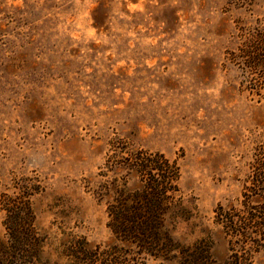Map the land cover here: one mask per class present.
<instances>
[{"label": "rangeland", "instance_id": "1", "mask_svg": "<svg viewBox=\"0 0 264 264\" xmlns=\"http://www.w3.org/2000/svg\"><path fill=\"white\" fill-rule=\"evenodd\" d=\"M256 27L264 0H0V197L26 188L54 248L67 233L106 242L93 189L112 143L160 151L197 207L175 236L225 259L214 210L241 197L264 139V93L228 52Z\"/></svg>", "mask_w": 264, "mask_h": 264}, {"label": "trees", "instance_id": "2", "mask_svg": "<svg viewBox=\"0 0 264 264\" xmlns=\"http://www.w3.org/2000/svg\"><path fill=\"white\" fill-rule=\"evenodd\" d=\"M245 34L228 60L241 69L249 89L262 95L264 30L256 27ZM112 148L93 189L106 206L110 240L93 243L85 235L67 233L54 248L25 188L18 196L0 197L6 230L0 236V264H61L54 253L80 264H257L255 255L264 249V139L255 147L241 197L214 210V223L228 242L222 260L212 253L210 238L184 243L175 236L177 225L197 214L182 193L178 160L122 142H113Z\"/></svg>", "mask_w": 264, "mask_h": 264}]
</instances>
